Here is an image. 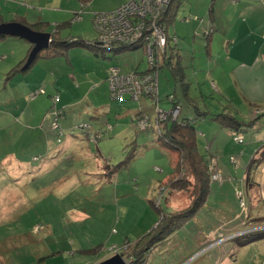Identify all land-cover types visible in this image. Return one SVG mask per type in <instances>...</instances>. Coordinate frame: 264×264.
<instances>
[{
    "label": "rangeland",
    "instance_id": "374dc122",
    "mask_svg": "<svg viewBox=\"0 0 264 264\" xmlns=\"http://www.w3.org/2000/svg\"><path fill=\"white\" fill-rule=\"evenodd\" d=\"M130 1L0 0V17L5 22L17 16L36 22L39 17L50 23L51 32L61 33L63 42H92L98 38L94 16ZM209 7L210 0H185L177 22L168 29L166 46L151 53L132 48L116 57L120 51L113 55L107 50L103 57L78 45L71 46L67 58L38 62L26 75L28 80L46 73L55 76L56 72V76H47L41 90L29 93L25 100L20 99L19 89L27 78L8 82L5 74L21 54L19 46L29 45L17 38H6L14 40L6 41L9 45L0 42V264H99L116 254L132 264H264V231L227 240L264 228V214L252 216L264 212L261 185L256 190L255 183L250 186L245 178L257 192L249 204L245 180L242 183L247 160L264 145V106L245 99L238 80L243 67L240 57L224 46L231 28L225 25L218 31L210 22ZM64 50L66 53L68 48ZM112 68L115 79L120 78L118 72L125 76L136 70L139 78L158 73L159 88L154 85L152 93L138 100L127 97L117 101L120 95L129 94L130 85L123 84L112 99L107 78ZM19 78L22 81L18 82ZM17 83L20 85L14 86ZM63 91L69 92L66 97L73 102L71 106L64 107ZM176 95L185 103V110V98H190L210 115L228 114L246 121L248 127L241 132L245 143L236 142L231 131L220 129L209 118L204 124L214 126L215 131L202 130L197 120L199 151L211 153L207 163L209 195L220 186L224 201L199 212L207 198L193 216L181 219L176 230L138 263L131 255L142 254L153 229L165 225L170 215L185 212L194 201L196 180L177 181L182 176L179 154L160 146L152 128L145 126L144 115L135 117L140 103L145 102L141 109L153 126L157 106L171 97L170 102L176 104L169 111L179 108L181 117L183 106ZM95 106L110 113L96 119L82 113L75 122L70 118L71 111L93 112ZM259 117L263 123L249 126ZM169 119L174 120L172 115L166 121ZM132 154L134 159L125 163ZM223 162L231 164L228 173L222 169ZM232 170L236 174L232 175ZM256 170L251 168V180L258 175L261 181L262 176L264 184V171L259 168L261 172L256 174ZM159 205L162 207L156 208ZM239 209L238 219L226 224L225 219L230 214L235 218Z\"/></svg>",
    "mask_w": 264,
    "mask_h": 264
},
{
    "label": "crops",
    "instance_id": "0c3cea01",
    "mask_svg": "<svg viewBox=\"0 0 264 264\" xmlns=\"http://www.w3.org/2000/svg\"><path fill=\"white\" fill-rule=\"evenodd\" d=\"M57 1L61 2L62 0H55V2H57ZM184 3H185V0H179L178 4H175L173 6V8H172L173 10H172L170 16L174 15V20L171 23L172 26L171 25L169 26V29L173 28L175 23L177 22V16H178L177 13L180 10V8L183 6ZM208 13H209V18L212 17V19L214 20V24L218 28L217 29L218 31L221 30V28H222L221 26L225 27V25H227V26H229V28H231L229 31H227L230 34L229 37L227 38L228 44H224V46H225L226 51H230V53L231 52H238L236 55L238 57H240V59H239L241 61L240 64H242L243 67L241 69V72L238 73V80H239V84H240L239 86L241 88V91H242L245 99H248L252 102L260 103V104H262V106H264V0H210V7H209ZM189 18H191V17H189ZM36 20H37L36 22H34V21L30 22L29 19L26 17L17 16L14 20H11V21L5 22V20L3 19V22L4 23L18 22V23H22V24L24 23V25H32V24L41 23V22L42 23L44 22L46 24L49 23L47 21H43L39 17ZM51 30L52 29L50 27H47L43 31H45L46 33H48V32L50 33ZM59 36H61V33ZM6 38H9V37H6ZM12 39H14V38H12ZM6 41H14V40H4V43L9 45L10 42H6ZM60 42H63V41H60ZM26 43H28V42H26ZM21 45L22 46H19L21 54L19 55V57L15 58V60H14L15 63L13 65V67L5 74V77L8 76V73L17 64H19L23 60L25 61L28 58V55L31 52V45L29 43H28L29 47L25 46V44H21ZM69 49L66 53H65V50L57 51L55 49L54 50L56 53H53L54 50H52V51L50 50L51 51V52L49 51L50 53L45 51V53H44L45 56L43 57V55H40L39 59L28 69V71L25 74L19 73V74H17V76L15 78L10 79L8 82H10L11 80H15L17 77L25 78L26 75L30 74L33 71V69L37 66L38 62H40L42 60L67 58L68 57L67 55L69 54ZM185 49H186V46L182 45V50H185ZM125 53L121 52V54H117L116 57L119 55L125 54ZM114 54H116V53H113V55ZM179 57H181V56H179ZM66 61H68V60H66ZM181 62H183V60H181ZM44 72L45 71H42V73H44ZM49 75H52V74H49ZM49 75L46 73L44 77H38L34 81H31L30 79L28 80V78L26 77L27 83L25 84V86L23 88L19 89L20 93H21L20 99L22 98L25 100L30 95L29 93L37 92L38 90L40 91L41 86L43 85V82L45 81V78L47 76L50 77ZM54 75L56 76V72L54 73ZM55 76H53V77H55ZM21 78H19L18 82L22 81ZM46 83H44V84H46ZM8 84H4V86L7 87ZM18 85H20V83H17V85H14V86H18ZM39 86H40V88H38ZM61 93H62L61 97H64V103H65L64 107L71 106L73 102H68V98L66 97L69 94V92L63 91ZM170 95L171 94H169V96ZM176 96H177V101L180 102L183 106L182 117L192 118L193 117V113L191 111V109H193L192 105H196L194 103V101H192L190 98H188L186 100V98L184 97L185 102L188 105V109L185 110L184 109L185 103L181 102V99L178 97V95H176ZM49 97H51V95ZM167 98H168V96L165 97V101ZM45 101H46V99H44V102ZM163 101H164V99H162V102ZM77 102L78 101H76L75 104H77ZM143 104H146V103L145 102L140 103V111L135 113V117H137L138 113H145L141 109V107L145 106ZM173 106H174L173 103H170L169 101H167V102L163 103V105H161V107L163 109H165L166 111L171 110L173 108ZM87 108H89V107H87ZM88 111H92V110H88ZM82 113H89V115L93 119H96L97 117L108 114L110 112H108V110H106V109L98 108L95 106V109L93 110V112H87V111L86 112H79V111H75V110L71 111L72 116H70V118L73 120V122H75V121H77L78 118L81 119L83 117ZM263 115H261V116H263ZM260 117L258 118V122L256 123V126L259 123H263L262 121H260ZM154 120H156V118ZM206 122H207L206 120H201V123L203 126H201L200 128H202V130H205L206 128H210L209 126L204 124ZM212 122L217 124L218 127H220V129L232 131L228 125L226 126V125H224V124H222L219 121H216L214 119L212 120ZM244 122H246V121H244ZM152 125H153L152 127L155 126V121ZM210 129H212L214 131L216 130V128L214 126H212ZM151 132L156 136L153 129L151 130ZM203 135L205 137V133ZM73 140H74V137L68 139L67 142H69V144H70V141H73ZM210 154L211 153H208V156ZM9 156H10V153L6 154L5 157H9ZM171 159H172V156H171ZM247 162L248 163H246L245 176L242 179V183L244 184V180H245V178H247V180L250 181V186H252L251 185L252 183L253 184L255 183L256 190H257V188H260L259 185H261V192H263V194H264V184H261L262 183V176H261V181L260 180L258 181V175L256 176V179L255 180L253 179V181H252L251 180L252 179L251 174L253 173L254 170L252 172L250 171L251 168H253V169L257 168L256 174H258V171L261 172V170H259V168H261L262 171H264V145L261 148H259L255 152V155L252 158H249V161L247 160ZM223 163L224 164H222L223 165L222 169L224 170V172L226 170V173H228L230 171L229 167H231V164L228 162H223ZM258 163L259 164L261 163V165H258ZM170 164L172 165L173 162L171 161ZM172 171L173 170H171V172ZM231 174L234 175V174H236V172L234 173L232 170ZM246 182H248V181L245 180V183ZM250 186H249V184L246 183V192L250 196V199L248 201L249 204L255 200L256 193H257V192H255L254 188L250 187ZM221 192L222 191H221L220 186L215 187L214 192L211 191V193H210L212 196L209 195L206 205L201 210L204 211L205 209H207L210 206L211 203H214V202L217 203L218 205H221L224 201V198H223ZM213 196L215 197V199H212ZM240 213H241V209H239V212L237 211L235 213V218L232 217V214H230L229 215L230 217H227L229 219H225V220H228V222H226V224H229L231 222H234V220H237L238 218L236 219V216L237 215L239 216ZM261 214H264V212L261 211L257 215L252 214V216L256 217V216L261 215ZM254 229H256V228H254Z\"/></svg>",
    "mask_w": 264,
    "mask_h": 264
},
{
    "label": "trees",
    "instance_id": "16d2710c",
    "mask_svg": "<svg viewBox=\"0 0 264 264\" xmlns=\"http://www.w3.org/2000/svg\"><path fill=\"white\" fill-rule=\"evenodd\" d=\"M179 0H173L167 14L164 16V18L161 20V23L163 25H165L167 27V29H169V26L171 25V23L174 20V15L170 16L171 12H172V8L175 4H178ZM211 17V16H210ZM210 22L212 24H214V20L212 19V17L210 18ZM4 23L2 17H0V24ZM24 24V23H23ZM29 26L31 29H33L34 31L37 32H43V30L47 27H50V24H46V23H36V24H32V25H27ZM172 26V25H171ZM52 34V39L54 41V45L51 47V51L52 49H60V50H64V49H69L71 46H83V47H87L88 49L94 51L96 54H103V57L105 56L104 53L107 51V49H103L101 47H98V45L96 44L95 41L92 42H85L84 40H73L72 42H68V41H64V42H60L62 41L60 38V33L59 31H52L50 32ZM74 39V38H72ZM4 41L6 40V38L4 37H0V41ZM133 47L129 48V47H117L112 49L111 51L115 52H128L133 50ZM138 48V47H137ZM143 48V46L139 47L138 49ZM32 49V47H31ZM48 50L47 52L50 53L51 51ZM50 51V52H49ZM55 51V50H54ZM45 52H42L40 55H43V57L45 56L44 54ZM39 55V57H40ZM39 57L37 58V60L39 59ZM36 60V61H37ZM27 61L23 60L22 62H20L19 64H17L9 73H8V81L10 79L15 78L17 76V74L22 73L25 74L28 69H24V65ZM168 66L170 65V63L167 64ZM23 69H22V68ZM22 69V70H21ZM108 78V77H107ZM34 93V92H33ZM131 99L130 96H125L124 99L126 98ZM52 99H54L52 96L50 97ZM59 99V97H58ZM61 100V99H59ZM170 102V100H168ZM172 103V102H170ZM176 104L173 103V105ZM193 110L195 112L196 117H192V118H188V117H179L176 120L173 119H169L168 121H165L164 123L160 124L161 127V133L160 135L157 134V142L170 150H173L175 152H177L180 156V160H179V169H180V176L179 179L177 180L179 183L180 182H185V179H195L196 180V184H194V193H193V205L187 209L185 212H183L182 214L176 215V216H171L168 218L167 217V223L165 225H163L161 228L156 227L155 229H153V231L148 235V242L146 244V247L141 251L142 254H140L138 256V254L135 255H131V258L138 261V263H141L143 260H140L139 258L144 255L146 257V254H148L154 247H156L157 243H162L163 240L166 239V237H168L171 233H173L176 230V227H178V223L181 219H186L189 218L191 216H193V214H195L206 202L208 196H209V179H208V169H207V163H209L208 159L210 158V156H208V154H201L198 148V135H199V129L197 128V120H206L208 121V118L210 119V121H212L213 119L216 121H219L220 123L224 124V125H228L231 128V133H237L239 135H243L242 129L245 127H248L247 122L244 121H240L237 118L228 115V114H220V115H210L209 112L207 111H201L196 105H192ZM162 108V107H161ZM163 109V108H162ZM165 110V109H164ZM139 115H144L146 117L145 113H138L137 116ZM210 116H212L210 118ZM148 118V117H146ZM258 122V119H255L253 121H251L249 123V126L254 127L256 125V123ZM111 129V128H109ZM152 129L156 131V129L154 127H152ZM112 130V129H111ZM110 130V131H111ZM244 136V135H243ZM245 143V141H244ZM129 157V156H128ZM134 154H132V156H130L129 158L126 159L125 163H129V161H132V159H134ZM253 167V166H252ZM175 172V170L173 171ZM172 173V172H171ZM191 176V177H190ZM177 184L176 183H173ZM178 188V187H177ZM181 191H184V188H178ZM162 206H156V208L160 209ZM201 210V209H200ZM199 210V211H200ZM161 212H163L161 210ZM168 214V213H167ZM147 238H145L144 240H146ZM144 240L139 241V244H141ZM124 257V256H123Z\"/></svg>",
    "mask_w": 264,
    "mask_h": 264
},
{
    "label": "built area",
    "instance_id": "2783aa9c",
    "mask_svg": "<svg viewBox=\"0 0 264 264\" xmlns=\"http://www.w3.org/2000/svg\"><path fill=\"white\" fill-rule=\"evenodd\" d=\"M172 2L173 0H131L128 4L115 11L95 15L93 21L98 32V38L95 41L96 44L98 47L109 51L117 47L139 48L143 46L144 49L151 53L156 51L157 48H164L168 39V29L161 23V20L167 14ZM112 70L114 69L112 68L108 74L112 99L116 97L114 93L118 92V87L123 86V84L130 85L126 90L129 94L120 95L117 101H123L125 96H130L138 100L141 95L146 96V94L152 93L154 85H157V88H159L158 73L155 75L153 73L146 74L139 78V75H137L139 72L136 70L125 76L121 72H118L117 75L120 78L115 79L112 77ZM142 89H144V92ZM170 100H173V97ZM156 109L157 118L155 121V129L157 134L160 135V124L162 121H166L170 115L173 116L174 120L178 119L181 110L177 108L174 111H166L160 105ZM159 113H161L162 117H158ZM143 120L147 128L152 127L148 118L144 117ZM232 136L238 143H244L245 141L243 135L233 133ZM233 159L232 157V162L234 161ZM240 206L244 207V202L240 203ZM256 231H264V228L245 231L233 235L227 240H233L239 236L251 234Z\"/></svg>",
    "mask_w": 264,
    "mask_h": 264
},
{
    "label": "water",
    "instance_id": "95a60500",
    "mask_svg": "<svg viewBox=\"0 0 264 264\" xmlns=\"http://www.w3.org/2000/svg\"><path fill=\"white\" fill-rule=\"evenodd\" d=\"M0 37L17 38L28 42L32 49L24 69L30 68L42 52L48 51L54 45L51 33L37 32L29 26L18 22L0 24ZM99 264H132L121 254H116Z\"/></svg>",
    "mask_w": 264,
    "mask_h": 264
},
{
    "label": "clouds",
    "instance_id": "9594fccd",
    "mask_svg": "<svg viewBox=\"0 0 264 264\" xmlns=\"http://www.w3.org/2000/svg\"><path fill=\"white\" fill-rule=\"evenodd\" d=\"M152 128V127H151ZM154 128H155V126H154ZM155 132V131H154ZM156 133V135H157V132H155Z\"/></svg>",
    "mask_w": 264,
    "mask_h": 264
}]
</instances>
